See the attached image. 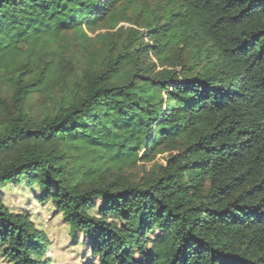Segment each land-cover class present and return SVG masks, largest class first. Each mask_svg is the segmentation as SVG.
Listing matches in <instances>:
<instances>
[{"label": "trees", "instance_id": "obj_1", "mask_svg": "<svg viewBox=\"0 0 264 264\" xmlns=\"http://www.w3.org/2000/svg\"><path fill=\"white\" fill-rule=\"evenodd\" d=\"M146 1L0 0L10 264H52L46 234L4 203L16 182L54 204L87 264H264V0H153L142 30L92 49L88 31ZM68 33L79 72L52 49ZM34 95L52 99L41 118Z\"/></svg>", "mask_w": 264, "mask_h": 264}, {"label": "rangeland", "instance_id": "obj_2", "mask_svg": "<svg viewBox=\"0 0 264 264\" xmlns=\"http://www.w3.org/2000/svg\"><path fill=\"white\" fill-rule=\"evenodd\" d=\"M151 10L157 11L156 1L147 0L146 3H138L136 7L129 8L114 23L113 29L109 25L112 23L103 22L94 30L88 31L87 35L92 40L93 50L102 49L104 42L98 37H104L106 34L116 32L120 29L122 34L120 38L125 40L130 31L142 30L144 21ZM78 39L73 33L65 34L62 41L52 46L56 60L63 58L66 62L71 60V64H76L75 72L87 67V60L78 44ZM58 55V56H57ZM171 57L174 53L170 54ZM185 58V57H183ZM70 70V65L66 66ZM75 67V65H74ZM72 70V73H75ZM54 95L59 96L57 89ZM52 107V99L43 95H34L28 102L27 111L36 118H41L46 109ZM144 170L141 167L133 168L125 172L131 180L138 181L144 177ZM41 191L38 186H30L24 182H16L6 186L3 190V200L11 212L26 213L36 227L43 231L49 239L50 247L48 258L52 264H87L92 261V254L86 241L80 238L75 242L70 236V227L63 221L62 215H59L51 202H42L39 199ZM0 264H10L0 250Z\"/></svg>", "mask_w": 264, "mask_h": 264}]
</instances>
